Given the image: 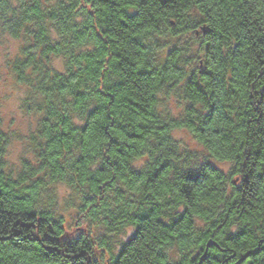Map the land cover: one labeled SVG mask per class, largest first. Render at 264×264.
Masks as SVG:
<instances>
[{"label":"trees","instance_id":"trees-1","mask_svg":"<svg viewBox=\"0 0 264 264\" xmlns=\"http://www.w3.org/2000/svg\"><path fill=\"white\" fill-rule=\"evenodd\" d=\"M0 33L40 115L18 169L0 128V264H264V0H0Z\"/></svg>","mask_w":264,"mask_h":264},{"label":"rangeland","instance_id":"rangeland-1","mask_svg":"<svg viewBox=\"0 0 264 264\" xmlns=\"http://www.w3.org/2000/svg\"><path fill=\"white\" fill-rule=\"evenodd\" d=\"M23 43L22 37L13 38L6 33H0V128L8 135L6 160L9 168L14 169H18L23 160L34 159L30 134L35 130L40 116L28 100L27 86L16 80L11 68L16 59L23 57ZM51 64L59 71L64 69L62 57L53 58ZM167 106L175 113L179 110L173 100L169 101ZM173 135L192 150L202 151L185 131L174 130ZM215 164L224 170L228 166L227 163L221 162ZM56 190L57 212L66 214V223H68L78 199L66 184H58ZM131 231L132 229L128 228L125 236Z\"/></svg>","mask_w":264,"mask_h":264}]
</instances>
